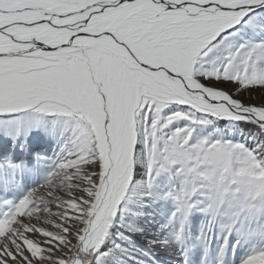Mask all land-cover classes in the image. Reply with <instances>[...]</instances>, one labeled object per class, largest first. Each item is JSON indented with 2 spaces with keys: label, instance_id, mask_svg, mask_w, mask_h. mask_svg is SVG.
Here are the masks:
<instances>
[{
  "label": "snow or ice",
  "instance_id": "1",
  "mask_svg": "<svg viewBox=\"0 0 264 264\" xmlns=\"http://www.w3.org/2000/svg\"><path fill=\"white\" fill-rule=\"evenodd\" d=\"M0 264H264V0H0Z\"/></svg>",
  "mask_w": 264,
  "mask_h": 264
}]
</instances>
